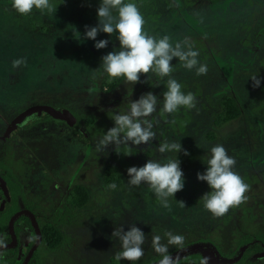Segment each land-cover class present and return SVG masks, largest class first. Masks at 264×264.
Returning a JSON list of instances; mask_svg holds the SVG:
<instances>
[{
    "label": "rangeland",
    "instance_id": "rangeland-1",
    "mask_svg": "<svg viewBox=\"0 0 264 264\" xmlns=\"http://www.w3.org/2000/svg\"><path fill=\"white\" fill-rule=\"evenodd\" d=\"M50 2L58 5L54 14L34 8L20 15L11 0H0V160L13 162L33 208L46 220L61 221L53 225L60 234L55 247L41 248L44 264H143L159 256L151 246L152 236L160 235L167 243V231L185 238L182 249L169 245L171 255L198 251L210 263L224 259L242 234L262 232L264 0H125L138 6L148 34L168 35L173 43L188 37L199 52V63L207 65V74L197 75L196 69L188 70L173 58L171 75L185 94H194L196 106H181L172 114L163 112L168 77L149 72L140 76L143 83L132 85L103 71L101 57L119 51L118 33L110 37L99 32L96 40H109L101 49L84 37L85 26L98 23L100 0ZM21 57L26 66L13 68L12 61ZM256 74L260 85L253 87L250 77ZM146 92L158 97L157 110L149 117L153 141L110 144L106 153H98L95 145L114 126L112 117L126 112L130 101ZM42 105L71 113L79 119L82 134L64 118L46 117L28 119L5 138L23 112ZM229 105L236 114L226 118ZM165 141L180 142L188 155L159 153ZM216 144L235 158L234 171L250 185L247 200L223 216L203 207L200 197L210 188L196 176L206 169L204 162ZM175 157L184 187L169 198L170 210L146 183H128V167ZM108 171L119 178L116 190L105 183ZM131 224L145 233L144 255L135 262L117 261L121 242L111 233L119 225L127 231Z\"/></svg>",
    "mask_w": 264,
    "mask_h": 264
},
{
    "label": "clouds",
    "instance_id": "clouds-1",
    "mask_svg": "<svg viewBox=\"0 0 264 264\" xmlns=\"http://www.w3.org/2000/svg\"><path fill=\"white\" fill-rule=\"evenodd\" d=\"M64 2V0H63ZM11 6L20 15H28L35 8L42 14H54L58 5H53L50 0H11ZM178 6V5H177ZM113 10L116 15H113ZM98 23L95 26H85L84 37L95 41L97 49L107 47L109 40H96L99 32L108 34L110 37L118 33L119 51H110L101 57V67L109 77H124L132 85L143 83L140 76H147L154 72L160 78L168 77L167 90L163 92V112L172 114L181 106L188 109L195 108L196 97L192 92L185 94L181 84L172 77L173 58L182 62L188 70L196 69L197 75L207 74L208 68L200 64L197 57L199 52L194 50L188 37L182 41L173 43L168 35L156 37L144 30L145 20L138 6L125 0H100L97 7ZM24 57L12 61V67L26 66ZM252 86L258 87L260 79L257 74L250 77ZM158 97L152 92L141 94L139 99L131 100L129 109L112 117L114 126L109 128L95 145L98 153H106L107 147L112 144L115 147L131 142L132 145L149 144L155 138L152 130L154 123L149 117L157 110ZM159 123V121H156ZM157 151L161 154L187 150L177 141H165L160 143ZM131 154V153H128ZM126 154V155H128ZM207 167L204 172H197V179L207 182L210 191L202 194L200 199L203 207L214 216L225 215L230 208L238 207L247 200L245 195L250 185L234 171L236 160L228 155L222 144H216L210 148V156L204 162ZM128 183L139 186L146 183L159 197L160 204L166 209H171L169 198L173 197L184 187V174L180 168V161L167 159L166 162L148 159L143 166H131L127 168ZM109 189L116 190L117 184L111 183ZM181 207H185L182 200H177ZM121 242V251L116 253V260L135 262L144 255L143 244L145 233L135 224L129 225L127 231L121 225L115 227L111 233ZM167 243L162 242L163 237L154 234L151 246L161 257L156 264H178V257L169 252V245L182 249L184 236L165 232ZM0 247H6L3 239H0ZM206 264V259L201 261Z\"/></svg>",
    "mask_w": 264,
    "mask_h": 264
},
{
    "label": "flooded vegetation",
    "instance_id": "flooded-vegetation-1",
    "mask_svg": "<svg viewBox=\"0 0 264 264\" xmlns=\"http://www.w3.org/2000/svg\"><path fill=\"white\" fill-rule=\"evenodd\" d=\"M55 108L58 109L57 107ZM46 117H53L58 120L61 119L48 113L40 114L37 111L32 112L19 122H16V119L11 130L5 135V138H8L10 134H14V132L20 130L28 119L38 118L39 120ZM76 121L80 126L79 119L76 118ZM12 163L0 160V239H3L6 243V247H1L0 251L10 249L6 254L0 252V263L44 264L43 257L40 255L41 248L47 247L48 250H51L55 247V244L52 246L48 245L42 228L45 232L44 226L50 225L57 231L53 225L61 223V221H55L54 219L56 218L46 220L33 208L32 202L27 197L21 180L17 174H14L15 167ZM10 179L14 180V185L11 184ZM25 210L30 211L32 216ZM10 211L11 213L7 217L6 222H3ZM34 222L38 228L39 234ZM59 236L60 234L58 232V239ZM217 249L220 254H224L218 247ZM191 252L194 253L193 255L198 256V259H194L188 254L186 258L178 259V262H185L191 259L198 264L199 259L201 261L203 260L198 251ZM224 255L226 256L224 259L217 257L215 260L206 264H214L216 262H225L229 264H264V230L262 232L257 231L254 233L242 234ZM159 257L160 256H156L153 260L143 263L149 264L150 262L157 261Z\"/></svg>",
    "mask_w": 264,
    "mask_h": 264
},
{
    "label": "trees",
    "instance_id": "trees-1",
    "mask_svg": "<svg viewBox=\"0 0 264 264\" xmlns=\"http://www.w3.org/2000/svg\"><path fill=\"white\" fill-rule=\"evenodd\" d=\"M226 111H227L226 118H230V117H232V116H234L236 114V112L232 109V106H230V105L227 107V110ZM216 122H218V120H216ZM104 180H105V183L108 186L111 183H116L117 185L119 183V178L116 176V174L114 173V171H108V172H106L105 173V176H104ZM10 181H11V184L14 185V183H15L14 180L13 179L12 180L10 179ZM11 211L4 218L3 222H6V219L9 216V214L11 213ZM44 228H45V232H44V229L43 228H42V230H43V233L45 234L44 236L46 237V240H47L48 245H50V246L54 245L56 243L57 239H58V232L56 230H54L50 225H45ZM9 251H10V249H4V250H1L0 252L6 254ZM188 254L191 255L192 258L198 259V256L193 255L194 254L193 252L186 253V254H184V256L182 255L178 259H184V258H186ZM1 263H3V262H1ZM143 264H146V263H143ZM198 264H201V260L200 259H199V263ZM214 264H229V263L216 262Z\"/></svg>",
    "mask_w": 264,
    "mask_h": 264
},
{
    "label": "water",
    "instance_id": "water-1",
    "mask_svg": "<svg viewBox=\"0 0 264 264\" xmlns=\"http://www.w3.org/2000/svg\"><path fill=\"white\" fill-rule=\"evenodd\" d=\"M35 111L39 112L40 114H42V113H48V114H51V115H53L55 117L64 118V119H66L70 123V125L72 126V128L77 133L82 134V130L80 129V126H79L78 122L76 121V119L74 118V116L71 113H69L67 111L66 112H61L58 109H55V108H53L51 106H48V105H42V106H38V107H35V108H31V109L26 110L25 112H23L17 118L16 122L17 121L19 122V121L23 120L26 115H28V114H30L32 112H35ZM25 211L28 212L32 216V214H31L30 211H28V210H25ZM34 224H35V222H34ZM35 226H36V224H35ZM36 230L38 231L37 226H36ZM38 234H39V231H38Z\"/></svg>",
    "mask_w": 264,
    "mask_h": 264
}]
</instances>
